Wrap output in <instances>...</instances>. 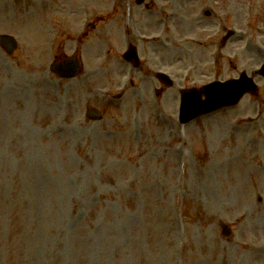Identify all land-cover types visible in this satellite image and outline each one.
<instances>
[{"label": "rangeland", "instance_id": "rangeland-1", "mask_svg": "<svg viewBox=\"0 0 264 264\" xmlns=\"http://www.w3.org/2000/svg\"><path fill=\"white\" fill-rule=\"evenodd\" d=\"M108 2L0 0V33L19 41L11 56L0 46V264H264V79L186 124L175 101L188 83L255 75L264 0H152L157 18L177 15L161 36L185 46L159 97L141 73L126 87L105 21L89 28ZM74 53L83 75L57 77L50 63ZM94 106L100 120L86 117Z\"/></svg>", "mask_w": 264, "mask_h": 264}, {"label": "bare ground", "instance_id": "bare-ground-1", "mask_svg": "<svg viewBox=\"0 0 264 264\" xmlns=\"http://www.w3.org/2000/svg\"><path fill=\"white\" fill-rule=\"evenodd\" d=\"M193 193L195 195H197L198 194V189L197 188H193ZM221 264H224V258L221 259Z\"/></svg>", "mask_w": 264, "mask_h": 264}]
</instances>
